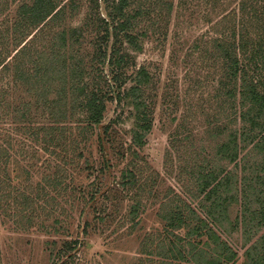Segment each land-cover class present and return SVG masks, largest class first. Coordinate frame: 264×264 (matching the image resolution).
<instances>
[{"label": "trees", "instance_id": "1", "mask_svg": "<svg viewBox=\"0 0 264 264\" xmlns=\"http://www.w3.org/2000/svg\"><path fill=\"white\" fill-rule=\"evenodd\" d=\"M61 2H21L10 36L9 30L0 34V118L13 116L17 134L7 142L17 173L2 183L11 185L26 175L27 196L23 193L24 199L22 195L16 199L23 200L31 222L43 210L39 200L45 198L49 204L56 195L77 196L93 212L94 221L103 222L110 212L105 202L98 201L112 204L125 194L132 201L125 218L135 228L143 221L145 200L153 198L156 203L160 198V185L147 175L140 156L153 129L154 108L146 94L153 77L147 66L138 63L137 55L148 33L167 37L173 0H88L81 23L60 30L56 27L60 28L65 8L79 9L82 0L59 6ZM7 5L0 0V14ZM178 7L191 17L198 13V19L209 25L205 38L195 41L193 54L207 62L217 79L213 95L217 108L210 126L216 122L220 141L214 155L194 168L193 189L205 214L183 194L169 190L158 211L161 229L155 231V239L146 241L151 244L149 254L159 257L157 264H236L238 252L217 227L238 199L233 182L237 173L229 165L236 164L242 152L264 155V0H179ZM8 38L14 44L11 57L5 52ZM12 90L19 95L13 114L8 115L10 105L5 100ZM109 103L129 109L130 143L119 129L124 118L119 115L105 122ZM94 148L101 157L97 166L85 153ZM7 152L0 143V154ZM2 155L3 168L10 169V158L4 161ZM19 156L29 165H21ZM112 169L120 173L116 188L105 184ZM40 171L43 178L34 180L32 172ZM254 173L245 178L249 202L244 209L260 229L264 227V163L257 164ZM90 225L85 221V234ZM77 243H63L60 264H70L64 257ZM245 255V264H264V232Z\"/></svg>", "mask_w": 264, "mask_h": 264}, {"label": "rangeland", "instance_id": "2", "mask_svg": "<svg viewBox=\"0 0 264 264\" xmlns=\"http://www.w3.org/2000/svg\"><path fill=\"white\" fill-rule=\"evenodd\" d=\"M5 1L8 5L0 14V34L9 30L10 36L21 2L29 0ZM67 2L68 0H62L59 6ZM178 3L179 0H173L174 8L166 29L167 37L163 39L162 36L148 33L143 49L137 55L138 63L147 66L153 77L146 88V94L150 96L148 101L154 108L153 129L149 134L148 144L140 150V156L148 169L147 175L152 174L160 185V198L156 199V203L153 198L145 200L147 207L141 218L143 221L135 228L125 218L128 207L132 205L125 194L113 200L112 204L102 199L98 201L100 204L105 202L110 212V216L105 217L103 222L94 221V214L88 209V205L75 195H65V198L56 195V200L49 204L44 202L45 198L39 200L38 206L41 205L44 211L39 209L38 215L36 214L38 218H31V222L28 219L31 213L24 208L23 200L16 199L28 191L24 179L26 175L22 179L13 180L11 185L6 186L5 183L3 186L2 183L17 173L16 170L13 171L14 160L9 155L11 148L9 150L7 143L16 138L17 134L13 116L4 120L0 118V143L8 150L5 156L0 155L4 161L10 158L12 164L10 169L3 168L0 160V264H60V248L65 241H78L76 249L64 257L70 264H157L159 257L149 254L148 246L151 244L146 239H155V231L161 229L158 211L164 203L165 193L168 194L171 190L172 194V191L183 194L194 207L205 214L201 198L193 189V173L196 165L204 164L205 159L214 155L220 141L215 133L216 122L210 126L217 108L216 100L213 99L217 79L209 64L207 67V62L202 63L199 55L193 54L195 41L205 38L209 25L198 19V13L191 17L188 11H182ZM88 6V0H82L79 9L66 7L62 20L58 21L60 28L58 26L56 29L81 23ZM102 12L105 13L103 7ZM29 39L30 37L27 41ZM7 41L5 52L11 57L14 44L10 38ZM2 50L3 46L0 45V53ZM2 67L0 64V70ZM16 95L19 93L12 90L10 97L6 98L5 102L9 103L10 109L5 113L13 114ZM2 113L0 109V116ZM128 113L129 109L122 110L116 103H109L105 122L119 115L124 118L125 123L119 129L124 140L130 143L131 122L127 119ZM85 153L95 166L101 163L97 148L91 154ZM17 159L24 167L29 165L28 160L22 156ZM263 163L264 155L253 152L245 155L242 152L239 161L229 165V169L237 173L233 182L236 184L238 199L234 200L227 218H220L217 230L238 252L236 264H245L247 247L264 232V227L258 229L257 224L250 220L251 213L244 209L245 203L249 202L246 194L244 195L245 190H248L245 178L248 180L254 177L257 164ZM110 171L105 184L116 188L120 173L116 169ZM40 173L32 172L33 179H42L43 171ZM77 175L78 180L81 177L76 171L75 177ZM26 196L27 193L24 194ZM87 220L91 225L85 234ZM249 236L252 240H249Z\"/></svg>", "mask_w": 264, "mask_h": 264}]
</instances>
